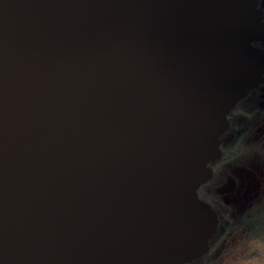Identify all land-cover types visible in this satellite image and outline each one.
<instances>
[{
    "label": "water",
    "instance_id": "obj_1",
    "mask_svg": "<svg viewBox=\"0 0 264 264\" xmlns=\"http://www.w3.org/2000/svg\"><path fill=\"white\" fill-rule=\"evenodd\" d=\"M258 41L256 0H0V264L207 253L199 189Z\"/></svg>",
    "mask_w": 264,
    "mask_h": 264
},
{
    "label": "rangeland",
    "instance_id": "obj_2",
    "mask_svg": "<svg viewBox=\"0 0 264 264\" xmlns=\"http://www.w3.org/2000/svg\"><path fill=\"white\" fill-rule=\"evenodd\" d=\"M259 115L258 120L264 119L261 114ZM262 126L263 124L256 123L251 136H249V141L252 142L251 144L264 148L262 145L264 142V132L262 130L264 128ZM258 146L255 147L256 154H242L230 162L225 172L226 176L228 173V176L217 184L216 193L222 196L227 205L235 206L238 199L245 200V203L251 202L258 197L259 193L261 202H264V151L259 153L260 149ZM256 203L259 202L256 201ZM249 205L251 206L252 204ZM250 208L254 210L253 207ZM240 209L239 207L238 210ZM230 213L235 215V218H238L240 215V211L237 213L230 211ZM243 234H245L246 239L242 238ZM250 238L251 240H249ZM226 240L221 242L225 245L216 252L217 255L215 257L221 256L222 260L227 264H233L234 261H236V264H264V239L260 237L258 232L253 231V233L247 236V232L243 231L233 235L232 239L229 238ZM240 250L242 252L241 254ZM252 251L255 252L251 253ZM253 254L255 255L250 260L247 259L246 263V258Z\"/></svg>",
    "mask_w": 264,
    "mask_h": 264
},
{
    "label": "flooded vegetation",
    "instance_id": "obj_3",
    "mask_svg": "<svg viewBox=\"0 0 264 264\" xmlns=\"http://www.w3.org/2000/svg\"><path fill=\"white\" fill-rule=\"evenodd\" d=\"M256 3L257 8L263 11L264 21V0H256ZM254 46L264 51L263 41L255 42ZM259 114L264 117V80L258 86L248 89L246 95L237 102L235 108L230 112L228 117L229 128L221 136L220 149L222 156L211 164L214 175L210 180L219 175L218 183L222 182L228 176V173L227 176L225 174L228 164L236 159V155L256 154L255 147L258 145L251 144L249 136H251L256 123L263 124L262 127L264 128V119L258 120ZM262 145L264 146V142ZM259 149V153L264 151L262 147H259ZM211 190L212 188H209V191Z\"/></svg>",
    "mask_w": 264,
    "mask_h": 264
},
{
    "label": "trees",
    "instance_id": "obj_4",
    "mask_svg": "<svg viewBox=\"0 0 264 264\" xmlns=\"http://www.w3.org/2000/svg\"><path fill=\"white\" fill-rule=\"evenodd\" d=\"M240 155H236V157H239ZM218 179L219 175H216L212 180H209L199 189V195L202 198L206 199L208 202L212 203L220 216L218 232L212 239L210 251L187 264H227L222 260L221 256L215 257V255H217L216 252L224 247L225 244L221 242H223L225 239H232L233 235L241 233L243 231L247 232V236L253 233V231H256L258 232L260 237L264 239V202H261L260 200V193L258 194V197L251 202L245 203V200L238 199L235 206L227 205L222 196H219L216 193ZM209 188H212V190L209 191ZM256 201H258L259 203H256ZM247 203L252 205L250 206ZM245 205L247 206L244 208ZM239 207L241 208L240 210H238ZM250 207H253L254 210H252ZM230 211H235L236 213L240 211L239 217L235 218V215L230 213ZM242 238L246 239L245 234L242 235ZM249 240H251V238ZM253 252L255 251H252L251 253ZM241 253L242 252L240 250V254ZM254 255L255 254L248 256L245 262L247 263V259L250 260ZM234 263L236 264V261H234L233 264Z\"/></svg>",
    "mask_w": 264,
    "mask_h": 264
}]
</instances>
